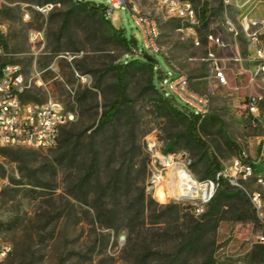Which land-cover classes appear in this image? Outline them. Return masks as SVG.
Returning <instances> with one entry per match:
<instances>
[{"label":"rangeland","instance_id":"obj_1","mask_svg":"<svg viewBox=\"0 0 264 264\" xmlns=\"http://www.w3.org/2000/svg\"><path fill=\"white\" fill-rule=\"evenodd\" d=\"M209 1L210 19L200 25L202 44L196 46L182 37L184 21L169 14L161 0H129L160 28V50L150 53L159 91L148 81L149 67L131 56L115 30L122 29L144 51V35L128 4L106 21L101 11L76 0H0L10 53L0 62L17 63L43 82L24 99L53 97L76 111L52 148L0 147V243L12 245L0 264H264L259 238L264 205L258 209L251 199L258 193L264 200V185L257 180L264 178V77L249 81L255 63L250 43L264 46V0H233L227 6ZM45 4L53 5L47 14L36 9ZM227 17L239 31L238 48L219 54L228 58L239 51L243 62L227 60L229 83L220 85L205 60L214 48L206 36H228ZM32 30L43 31L44 39L32 41ZM126 57L137 59L127 71L126 99L102 124L118 90L115 66ZM178 72L210 97L209 111L198 122L205 149L186 131L189 118L163 96L187 113L193 110L168 88ZM77 73L88 75L90 83ZM251 93L261 96L257 118L247 108ZM151 135L162 147L190 153L199 175L209 154L220 167L242 154L255 161V176L241 189L248 203L230 191L207 214L195 216L181 204L158 202L147 189ZM252 210L259 222L248 218Z\"/></svg>","mask_w":264,"mask_h":264},{"label":"built area","instance_id":"obj_2","mask_svg":"<svg viewBox=\"0 0 264 264\" xmlns=\"http://www.w3.org/2000/svg\"><path fill=\"white\" fill-rule=\"evenodd\" d=\"M161 1L169 14L184 21V26L179 28L182 37L191 39L196 46L201 45L200 5H196L192 0ZM222 1L225 6L233 2ZM123 4L129 5L136 23L142 30L145 38L144 52L160 50L157 44L160 28L156 20L143 13L135 2L108 0L104 4L106 15L110 18ZM52 7V4H45L37 6L36 9L47 14ZM28 16L27 13L26 17ZM256 23L257 21H253V24ZM224 27L228 36L221 32H210L206 36L208 43L214 48H209L205 60L209 62L211 71L220 85L229 83V67L226 61L243 62L239 51L228 58L219 54V51L238 48L239 31L236 25L227 17ZM4 35L5 25L0 24V57L10 55ZM30 39L42 41L43 31L32 30ZM250 47L254 51L255 63L253 69L249 70V81L254 83L264 77V46L252 41ZM77 76L82 83H90L88 75L77 73ZM34 84L42 85L43 82L40 78L36 79L35 75L27 76L17 63L0 62V147L52 148L58 142L62 127L75 119L76 111L68 109L63 101L56 98L49 97L44 101L25 100V93ZM161 87L164 90V86ZM168 88L201 117L209 111V95L194 90L187 74L178 72V75L170 80ZM260 100L261 96L254 93L248 96L247 108L254 118H257L260 112ZM146 149L149 156L147 189L150 195L162 204H181L195 216H202L207 212L223 180L232 187L244 189L243 182L255 176L256 162L249 160L245 154L234 157L229 165L221 166L213 177L201 178L194 171L193 157L187 151L167 150L153 135L148 137ZM257 180L264 185L263 177L257 176ZM251 199L258 209L264 205V200L258 193H253ZM259 238L264 241V235ZM11 253L10 243H0V260L6 259Z\"/></svg>","mask_w":264,"mask_h":264},{"label":"trees","instance_id":"obj_3","mask_svg":"<svg viewBox=\"0 0 264 264\" xmlns=\"http://www.w3.org/2000/svg\"><path fill=\"white\" fill-rule=\"evenodd\" d=\"M76 2L79 5L83 6L84 8H87L88 10H94L96 12L101 11L102 17L104 18V20L111 21L110 18L105 13V5L103 3H94V2H90V1H86V0H76ZM210 12H211L210 1L209 0H202V3L199 6V16H200V23L201 24L207 22L210 19ZM115 30L118 32L120 38L124 41V43L129 48V52H130L131 56L132 57L140 56L142 58V60L141 59H138V60L142 61L144 64H146L149 67L148 81L152 87H155L157 90L160 91L161 90L160 87L158 85H156V83H155L154 63H155L156 59L153 57V54L146 53L144 51H141V52L138 51L135 47V41L136 40L134 38L129 39L127 37L126 33H124V31H122V29H115ZM134 60H137V59H133L131 57H126L121 62H118L116 64L115 67L117 68L118 90H117V94H116L115 99L110 104V107L107 110H105L100 117V121L102 124L107 123L110 120H112V118L121 109V107L124 103V100L126 99L127 71H128L130 64ZM163 96L166 99H168V101L173 105L174 108H176L179 112L185 114L189 118L186 131L189 134H191L195 138L196 142L205 149L206 144L201 139L199 131H198V122L201 118V115H199L198 113H196L193 110L192 111L189 110V113H187L182 108H179L178 106H176L173 103L171 98H169L165 95H163ZM185 107L188 108L189 106L185 104ZM166 149L167 150H173L171 147H167ZM208 159H209V164H208L207 169L203 173V175L197 174L201 178L213 177L215 175V173L217 172V170L220 168V164L218 163L215 156L209 154ZM194 165H195V163H194ZM194 165H193V169L195 171ZM230 191L232 193H234L236 196H238V198H240L244 202L247 201V203H248V199L246 198L245 193L241 189L232 187L228 182L223 180L220 188L217 190V192H216L212 202L210 203L209 207L212 206L224 193L230 192ZM207 213H208V211L205 214H207ZM248 218L252 219L254 222H259V217L255 213L254 210H252V212L249 213Z\"/></svg>","mask_w":264,"mask_h":264},{"label":"crops","instance_id":"obj_4","mask_svg":"<svg viewBox=\"0 0 264 264\" xmlns=\"http://www.w3.org/2000/svg\"><path fill=\"white\" fill-rule=\"evenodd\" d=\"M250 52L252 53L251 58H254V51L252 50V48L250 49Z\"/></svg>","mask_w":264,"mask_h":264},{"label":"water","instance_id":"obj_5","mask_svg":"<svg viewBox=\"0 0 264 264\" xmlns=\"http://www.w3.org/2000/svg\"><path fill=\"white\" fill-rule=\"evenodd\" d=\"M146 57V56H145Z\"/></svg>","mask_w":264,"mask_h":264}]
</instances>
